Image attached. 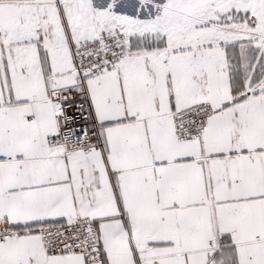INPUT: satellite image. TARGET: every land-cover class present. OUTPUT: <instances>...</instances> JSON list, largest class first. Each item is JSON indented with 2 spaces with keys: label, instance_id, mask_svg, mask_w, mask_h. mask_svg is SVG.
I'll return each mask as SVG.
<instances>
[{
  "label": "snow or ice",
  "instance_id": "1",
  "mask_svg": "<svg viewBox=\"0 0 264 264\" xmlns=\"http://www.w3.org/2000/svg\"><path fill=\"white\" fill-rule=\"evenodd\" d=\"M0 264H264V0H0Z\"/></svg>",
  "mask_w": 264,
  "mask_h": 264
}]
</instances>
